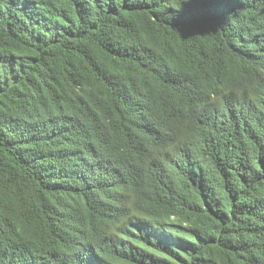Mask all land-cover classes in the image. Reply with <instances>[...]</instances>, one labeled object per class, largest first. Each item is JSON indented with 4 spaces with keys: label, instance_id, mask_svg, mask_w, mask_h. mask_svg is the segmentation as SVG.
I'll use <instances>...</instances> for the list:
<instances>
[{
    "label": "trees",
    "instance_id": "16d2710c",
    "mask_svg": "<svg viewBox=\"0 0 264 264\" xmlns=\"http://www.w3.org/2000/svg\"><path fill=\"white\" fill-rule=\"evenodd\" d=\"M0 264H264V0H0Z\"/></svg>",
    "mask_w": 264,
    "mask_h": 264
}]
</instances>
